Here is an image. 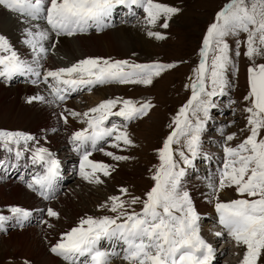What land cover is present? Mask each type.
I'll use <instances>...</instances> for the list:
<instances>
[{"label":"snow or ice","instance_id":"snow-or-ice-1","mask_svg":"<svg viewBox=\"0 0 264 264\" xmlns=\"http://www.w3.org/2000/svg\"><path fill=\"white\" fill-rule=\"evenodd\" d=\"M0 6L18 14L22 22L43 20L47 28L34 25L25 29L23 43L31 50L32 60L24 59L9 39L0 34V79L11 80L15 76L35 75L39 82L40 59L48 49L44 44L50 33L56 36H72L85 33L91 28L102 31L111 25L119 7L127 14L137 15V9L145 16V24L155 27L162 18L163 28L167 21L180 10L155 0H0ZM246 34L244 55L253 61L248 68L249 93L244 98L250 102L248 113L249 135L236 146L224 147L222 167L209 180L218 223L237 246L244 247L241 264H259L264 256V64L256 65L254 57L264 55V0H230L216 14L208 27L200 50V62L194 69L195 80L191 84L192 95L173 119V131L158 151L160 165L152 176L154 186L143 199L130 196L126 188L113 195L100 209L114 215L82 217L77 226L63 233L50 251L61 257L66 264H112L113 258H121L126 264H213L215 250L200 234L201 216L193 198L185 190V169L193 165L200 154L201 133L216 107L213 97L225 94L229 86L227 71L236 65L227 37ZM149 37L163 40L158 32L148 31ZM237 41L235 56H240ZM176 64H137L127 60L110 61L86 58L70 67L47 70L43 82L49 84L53 101L63 102L70 91L91 89L110 83L151 85L161 73L175 68ZM43 96L29 97L28 103L44 101ZM154 107L151 102L139 103L129 99H106L87 112L66 110L86 127L73 132L70 143L80 156L79 174L89 183L101 184L100 175L109 176L115 169L106 163L89 157L101 141L109 138L111 146H133L127 124L146 116ZM119 117L124 123L112 121ZM67 123V116H64ZM234 135L227 136L232 141ZM35 138L23 132L0 130V147L15 154L19 160L29 150V142ZM184 141V151L177 155L174 144ZM23 144V149L21 145ZM103 151L102 148L99 149ZM123 150V149H121ZM31 161L43 171L27 182V187L44 199H51L57 179L61 174V162L45 147L32 149ZM115 161L128 157L104 152ZM180 161L183 162L181 167ZM5 163L0 161V168ZM234 188L240 199L223 202L219 192ZM129 196V199L123 197ZM142 204L137 212L135 205ZM12 216L22 224L32 213L21 207H11ZM49 217L59 218V213L49 208ZM10 217L0 215V226ZM51 227V225H49ZM219 237L223 233L218 232ZM107 243L109 247L103 245ZM119 246V248H118ZM25 264H28L25 261Z\"/></svg>","mask_w":264,"mask_h":264},{"label":"rangeland","instance_id":"rangeland-1","mask_svg":"<svg viewBox=\"0 0 264 264\" xmlns=\"http://www.w3.org/2000/svg\"><path fill=\"white\" fill-rule=\"evenodd\" d=\"M155 2L171 7H176L180 10L177 14L173 15L170 20L167 21V28H163L161 26V24L164 22L163 18L162 20H160L161 22H159L160 25L158 27L157 25L155 27L150 26L151 28H154L153 32L160 33L165 37V39L159 40L155 37H149L146 33L147 31L144 32V30H142V24V27L140 28L132 27L133 23L137 20V15L140 20L145 21V16L142 11H137V15L134 16L135 19H131L133 20L132 22L131 20L128 22L122 21V16H117L116 12L114 13V16L116 15V24H125L123 26H120V28L127 27V30H129L130 32H128V34L135 36L137 40H142L144 42V44L142 45L143 47L141 46V49L138 50L140 53L138 51H133L128 56L116 58L111 57L114 55H107L103 57L90 56L91 58H101L110 61L127 60L130 63L137 64L174 63L177 65L175 68L169 69L161 73L160 76L154 78L153 83L151 85L145 86L119 83L97 85L93 87L91 91H89L88 89H82L80 92L74 94L73 96L71 95V97L69 98L67 96L66 100L63 101V103L69 100H71L72 102L71 104L69 102L68 104H63L62 106H58L54 103L52 104L49 99L48 101H46V103H44V101H33L32 103H28L29 96H20L18 98V96L15 95L16 98L13 99V94L12 96L11 93L10 95H6V91L2 93V96L4 97H0V130L23 132L25 134L33 136L35 139L29 142V150L26 151L28 153H31V150L35 149L36 147H50L51 142L57 146V153L59 154H61L63 150H65V152L68 150V145L66 144V141L69 137H71V131H73V129L75 128L74 124L72 125L70 122H68L69 124L65 125L63 124V121H61V124H58V129H54L55 127H53L52 129L54 130H47L48 124L51 125L52 122H58L59 117L66 116L68 114V112L66 111L68 109L72 110L75 108L78 113H83V111H88L90 108L94 107V105L97 106L99 103L106 99H116L117 97H120L122 99L133 100L139 103L151 102V104L154 105V107L149 110L146 116L127 124V131L133 141V146L126 147L122 145L121 148H110L114 151V154L126 156L128 157V159L122 160L120 161V163H114L116 161L112 158L110 159L111 161L106 159L104 160L106 164L111 165L115 169V171L111 172V175L104 176L106 180L100 177L104 184L101 183L99 184V186L96 183H89L88 181H81V184H79L80 181L79 179H77V188L82 189L80 192L77 191V194L80 197L79 200H77V198H72V194H69L65 188H62V192L57 195L58 198L62 196V200L64 196L69 195L71 199H73V203L76 206H79V209L76 212L81 214L83 217H98L104 213H107V209L101 210L100 206L107 202L110 196L122 195L119 191L121 188H126L130 196L140 197L141 199H143L146 193L150 191V189L154 186L155 182L153 181L152 176L154 175L157 167L160 165L158 151L163 147L164 141L167 139L168 135L171 134L175 127V125L173 124L174 117H176L179 110L185 104H187L188 100L191 98V84L195 80L194 69L198 67L201 59L199 53L202 48L203 39L206 35L207 29L214 22L216 14L221 11L223 7L230 2V0H155ZM5 12L7 14H10V12ZM126 24H129L130 26ZM145 28L146 26H144V29ZM144 39L152 42L153 44L145 43ZM226 39L230 48L233 50L232 59L236 65V68L234 71L231 67H229L226 73L229 86L225 88V94L213 97L216 107L211 109L210 118L206 122L207 127L209 129L207 133L210 134V137L212 138L213 136H211V134H214L215 132L218 137L222 134L226 135V138L229 135H234L235 138L232 141L236 144H240L249 135V131L247 128L248 113L245 111V109L250 106V102L246 101L244 98L249 93L246 70L248 66H252L253 61L249 60L244 55L246 47L244 41L246 39V34L241 33L238 36H229ZM237 41L240 42L239 51L241 54L239 57L235 56ZM11 44L14 49H16L17 46L20 45V43H17L15 47L13 43ZM97 48L103 50L102 45L96 46L95 49ZM149 50L151 52H149L148 55L143 54L144 51L146 52ZM114 51L115 50L113 49L111 52L114 53ZM52 57V60L54 62L59 61V58L56 55H53ZM46 58L47 56L45 58H42V60ZM77 62L78 61H75L71 64L64 63L59 65V68H65L66 65L69 64L70 67ZM254 62L256 65L258 63H264V55L254 57ZM60 63L62 62H59V64ZM40 72L42 73V70H40ZM22 85V79L19 78H12L11 80L7 81L0 79V86L3 87L5 90L10 89V91H12L16 87L26 88ZM98 88L102 89L96 90ZM100 91L104 93L103 97H101ZM94 96L98 98L93 100ZM30 97H34L33 94H31ZM99 99L101 100L97 102V100ZM57 102L62 103L60 101ZM9 104L16 110V112L13 109L12 112H10L11 114H7ZM27 108H29L31 111L35 110L40 112L41 116L39 114L38 116L42 117L43 122L42 120H40V122L33 121V127H31L30 129H26V127H30V125L23 121V117L21 115ZM82 128L80 127L78 128V130H81ZM262 136H264V133H262ZM205 141L206 139L201 142V146H204V149L206 151L211 150L213 148L214 150H217V148L214 146V143L210 144L208 143V140L206 142ZM110 147L112 146L110 145ZM172 147L175 153H177L174 158L178 161V153L180 151H184L185 154L188 155L187 149L184 147L183 140H181V143L174 144ZM21 148L23 149V144L21 145ZM53 151L55 152V149H53ZM210 153L213 156V153ZM103 155L105 154H98L99 157H103ZM62 156L63 154H61V157ZM0 160H2L1 156ZM201 161H198L197 163L193 164L197 167H200ZM180 164L181 167L184 166L182 161H180ZM62 169L63 174L69 173V167H64ZM187 172L188 171L185 169V173ZM185 178L186 179L184 180L186 182L192 184L190 182L194 179V174L192 172H188V175L185 174ZM76 182L74 181V183ZM19 184L21 185L20 182ZM94 185H96V187ZM194 187L198 188L197 186ZM3 188H5V186H3ZM223 191L219 192V196ZM230 194L233 199L242 198L237 195L234 189H230ZM123 198L129 199L130 197L125 196ZM56 199L57 198H55V200ZM210 200L211 203H216V200L213 198V196L211 198H208L209 203ZM223 200L227 199L224 197ZM70 204L71 203L69 202L68 205ZM12 205L13 204H11L10 206ZM75 205H72V207H75ZM2 206L3 205H0V207ZM134 208L137 212H139L142 209V204H137L134 206ZM82 216L80 218H82ZM53 222L54 223L51 224V227L47 225L48 236L46 237L48 240L55 242L58 240V237L61 234V232H59L61 226H58V220H56V218L55 221L53 220ZM71 222L66 221L67 224H70ZM78 223L76 224V226L78 225ZM8 235L9 234L7 233V231L6 233L1 234L0 243L4 240H8ZM46 237L42 236L40 241L43 242L46 252L51 254L47 248L52 247L54 243L47 241L45 239ZM20 238L22 239L21 236ZM14 242L17 243L16 241ZM44 248L43 251H45ZM213 248L215 251H218L220 250L221 246L215 241ZM1 249L3 248L0 244V250ZM12 250L13 248L8 249L9 254L13 252ZM229 252L230 249H227V252H224L223 254L221 251L219 255L215 257L223 261V264H225L229 261L223 259L222 256H228ZM231 257L234 258V255H232ZM60 260L64 261L63 259ZM25 261L27 260L18 258V256H15L14 253L12 255H9V257H4L0 261V264H25ZM28 264L31 263L28 262ZM64 264H66V261H64Z\"/></svg>","mask_w":264,"mask_h":264},{"label":"bare ground","instance_id":"bare-ground-1","mask_svg":"<svg viewBox=\"0 0 264 264\" xmlns=\"http://www.w3.org/2000/svg\"><path fill=\"white\" fill-rule=\"evenodd\" d=\"M5 13L6 12L3 11V7L0 6V33L2 35L6 36L9 39L10 43H13V45L15 47H16L17 43H20V45L17 46V48L15 50L24 59H29V61L32 60L31 50L23 43V40L26 38L24 35L25 29L33 28V30H35V28L33 27L34 25H39V27L42 29L47 28V26L45 27V25L39 20L38 21H30V22H22L23 18H21V17L18 18L17 16H15L14 14H11V13L10 14H7V13L5 14ZM8 15L11 17H9ZM132 18L133 17H130L129 19L126 20V16H123L122 21L124 20V22H128ZM133 19H135V18H133ZM132 21L133 20H131V22ZM159 22H161V21L157 22V24H156L157 27L160 25ZM141 24L143 25L142 30H144V32L145 31H147L146 33H148V31L153 32L154 28H151L150 26L146 25L145 22L140 20L138 18V15H137V20L133 23L132 27L140 28V27H142ZM123 25H125V24H123ZM123 25L116 24V21H113L112 26L104 29L103 31H100L98 33H93V32L91 33L90 32V33L85 34V35L84 34L81 35V33H77L73 36H65V35L56 36L54 33H50V39L48 41H46L44 44L45 48L48 49L47 55H46L47 58L43 59V60L40 59V65H41L40 68H43V71H42L41 76L39 77V82L33 83V81L37 80L35 75H30L29 77L26 78V80L23 78V76L18 75V78L22 79V83H23L22 86H24L26 88L16 87L12 91H10V89L5 90L3 87L0 86V97H4V96H2L3 95L2 93L4 91H6V93H5L6 95H10V93H11V96H12V94H13V96H12L13 99L16 98L15 95L18 96V98H19L20 96L21 97L22 96L23 97H28V96L30 97V95L33 94V96H43L45 98L44 103H46V101H48V99H49V101H51L52 104L54 103L58 106H62L63 104H68L69 102L71 104V102H72L71 100L66 101L64 103L63 102L59 103L57 101H53V97L51 95L50 87L46 83L43 82V74L47 70L59 69V65H61V64H64V63L65 64H67V63L71 64L72 62L80 61L83 58L90 57V56H98V57L102 56L103 57V56H107V55H114L111 57L116 58V57L128 56L133 51H138L139 49H141V46L144 44V42L142 40H137L135 36L128 34L129 30H127V27H121L120 28V26H123ZM126 25L130 26L129 24H126ZM144 26H146L145 29H144ZM84 36H89V37H84ZM144 41H145V43L153 44L152 42H150L146 39H144ZM50 44L53 45L52 49H50ZM86 45H88V46H86ZM99 45L103 46V50L98 49L99 47L97 49H95L96 46H99ZM113 49L115 50L114 53L111 52ZM149 52H151V51L150 50L146 51V52L144 51L143 54L148 55ZM53 55L54 56L56 55L59 58L58 59L59 61L54 62L52 60ZM59 62H62V63L59 64ZM69 65H66V67H69ZM51 82L54 83V81H52L51 78H49V83H51ZM99 89H102V88H98L96 90H99ZM70 92H69V94H70ZM100 95H101V97H103L104 93L100 91ZM97 98L98 97L94 96L93 100H95ZM100 100L101 99L97 100V102ZM0 101H1V99H0ZM72 108H70V109H72ZM13 109L14 108L9 104V109L7 111V114L12 112ZM20 109H22V108H20ZM14 111L16 112L15 109H14ZM34 111H31L29 108H27L24 111V113L21 115L23 117V121L30 125V127H26V129L27 128L30 129L31 127H33L32 126L33 121H36V122L39 121L40 122V120H42V122H43L42 117H40L41 113L38 111H35V112ZM71 111L78 112L75 110V108L72 109ZM83 112H87V111H83ZM52 113H51V115H52ZM38 114L40 116H38ZM66 116H67L68 122H70L72 125L74 124V126H75L73 131H71V134H73V132H75V131H79L78 128L85 127V124L81 123L78 118L77 119L72 118V116L69 115V113ZM43 117H44V115H43ZM63 117L58 118L59 123L58 122H54V123L52 122L51 125L48 124L47 130L50 131V130H54L56 128L58 129L59 128L58 124H61V121H63V124H65V125L69 124L68 122L67 123L64 122ZM48 120H49V118H48ZM122 123H124V121H122ZM36 127H38V126H36ZM53 127H55V128L52 129ZM33 129H35V128H33ZM208 130L209 129H208V127H206V124H205L204 130L201 133V142L206 139V141L208 140V143H210V144L214 143V146L217 148V150H214V148H213L211 150L206 151L204 149V146L200 145V154L195 158L193 163H197L202 158H206L207 162H203V164L200 167H197L194 164L190 167H187L186 170L188 172H192L194 174V179L190 182L192 184H189L188 182H186L184 180V179H186L184 177L183 183L185 186V190H187L190 193V196L193 198L196 210L200 214L201 220L203 221V222L202 221L199 222L200 223V229L203 230V232H204V234H206V236L213 238V246L212 247H214L215 240L217 239L216 235H214V234L217 232L213 231V233H214L213 234L212 230H210L211 225H213L212 223H210V221L214 222L215 223L214 225H218L219 223H218V214L216 213V210H215V204L211 203V200H210V203L208 201V198L212 197L211 189L208 187V184H209L210 178L216 174L217 169L222 167V162H223V158H224V147L226 145L227 146H236L238 144L234 143L233 141H227L226 135H224V134H222V135L219 134L220 136L218 137L216 132L214 134H211V136H213L214 139L216 138L214 140L212 137H210V134L207 133ZM230 133H232V132H230ZM49 143H50V141H49ZM111 144H112V141L110 139L105 145L100 147L103 149V151H100L99 150L100 148H98L97 150L93 151V153L89 157V159H92V160L97 161V162L102 161L103 163H106L104 161L105 159L111 161L110 156L103 155L104 158L98 156L99 153L114 152L112 150L113 147H110ZM1 148H3V147H1ZM45 148H47L50 152H52L55 155V157L61 162V174H60V177L56 181L54 194H53L51 199H44L37 192H35V191H33L27 187V182H29L35 174L43 171V169L39 165L32 164V161H31L32 152L28 153L25 151L23 154V157L21 158L24 165H26V166L30 165L33 168V171L31 173H24L22 168H20V169L15 168V169H11L10 171L7 170L6 172H4L2 174L0 173V205L5 206V207H3V206L0 207V215L10 217L8 220H6L4 222V224L2 226H0V233L1 234L6 233V231L9 234L8 235L9 239L4 240L0 243L2 245V248H3L0 250V261L4 257H9V255H12L15 253V256H18V258H21V259H25L28 262H30L31 264H64V261L60 260L61 257L53 254L50 251L51 247L47 248L51 254L47 253L45 248H44L43 242L40 241L42 236L43 237L48 236L47 225H51L54 223L53 220L55 221V217H49L47 215V210L49 208H51L54 211H56L57 213H59V218H56V220H58V226H61L60 231H59V232H61V234L58 237V240H59L63 233L69 231L71 228L76 226L78 220L81 219L80 217L82 215L76 212V211H78L79 206L78 205L76 206L73 203V199H71V197L69 195L64 196L63 200L61 198L62 196L58 198L57 195L60 192H62V188H65L69 194L70 193L72 194V198H77V200H79L80 197L78 196L77 191L80 192L82 189L77 188L78 183L76 181H77V179H79V181H80L79 184H81V181H87V180H84L79 174V162H80V156L79 155H77L76 153H73V152H69V151L65 152V150H63L61 153V154H63V156L61 157V154L57 153V151H58L57 146L55 144H53L52 142L50 143V147H45ZM110 148H112V149H110ZM53 149H55V152L53 151ZM210 152L213 153V156L211 155ZM4 154L5 155L2 156L3 162H7L8 156L6 155L7 152L5 150H4ZM13 154H14V152H13ZM97 157H99V158H97ZM114 163H120V161H116ZM64 167H69V173L68 174H63L62 168H64ZM206 167H207V169H206ZM188 172L186 173V175H188ZM100 177L104 178L103 175H100ZM74 181L76 183H74ZM19 182L21 183V185L19 184ZM3 186H5V188H3ZM94 186L96 187V185H94ZM194 186H197L198 188H195ZM230 189H234V188H225V190L223 192H221V195L219 196L221 201L227 202V201L233 200V197L230 194ZM116 192H118V191H116ZM224 197L227 200H223ZM55 198H57V199L55 200ZM48 201H50V202H48ZM69 202L71 203L70 205H68ZM11 204H13V205L10 206ZM7 205H9V206H7ZM72 205H75V207H72ZM11 207H21V208L27 209L32 213V215L27 220L23 221L21 224L20 222L17 221V219L15 217L12 216V213L9 211V209ZM72 209H74V210H72ZM68 214H71V215H68ZM66 221L67 222L72 221V222L70 224H67ZM209 223L211 225H208ZM27 227H36V228H27ZM13 230H15V231H13ZM20 236L22 237V239L20 238ZM222 236L224 237V239H227L229 241L228 245H227V243H223L221 241L220 242L221 248H220V250L215 251V256H218L221 251L223 254L224 252H227V249L228 250L230 249L228 256L231 257L232 255H234V258H232L231 261L226 262L225 264H241L242 260H239L238 256L241 254L242 255L244 254L245 248L240 247V246H236L235 241L233 239H231L227 235L226 232H224ZM45 239L47 241L54 243V244H55V242L58 241L57 240V241L53 242L51 240H48L47 237ZM50 239H53V238H50ZM14 241H16L17 243H15ZM233 243H235V247L230 248V245ZM16 245L20 248H18ZM104 245H105V248L109 247V245L107 243H104ZM9 248H13V250H12L13 252L11 251L12 252L11 254H9V252H8ZM43 248L45 251H43ZM118 248H119V246H118ZM223 263L224 262L221 261L220 259H218L217 257H215V259L213 261V264H223ZM112 264H126V262L121 258H113ZM259 264H264V256L261 257Z\"/></svg>","mask_w":264,"mask_h":264},{"label":"water","instance_id":"water-1","mask_svg":"<svg viewBox=\"0 0 264 264\" xmlns=\"http://www.w3.org/2000/svg\"><path fill=\"white\" fill-rule=\"evenodd\" d=\"M259 64H264V63H258L257 65H259ZM250 66H248L247 67V70H246V77H247V82H248V68H249ZM248 88H249V85H248Z\"/></svg>","mask_w":264,"mask_h":264}]
</instances>
